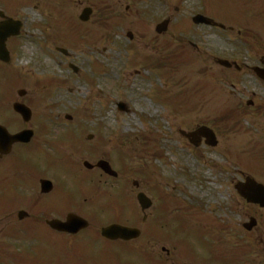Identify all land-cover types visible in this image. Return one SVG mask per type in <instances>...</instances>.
<instances>
[{"label":"rangeland","instance_id":"obj_1","mask_svg":"<svg viewBox=\"0 0 264 264\" xmlns=\"http://www.w3.org/2000/svg\"><path fill=\"white\" fill-rule=\"evenodd\" d=\"M201 1L162 0L161 2L157 1V3L147 2L143 5L145 7L144 13L147 16L140 17V20L144 21L146 25L143 29L151 28L158 20H162V16L167 14L168 11L174 18L177 20L183 19L182 22L186 23L187 21L184 17H189L199 12L202 7ZM203 1L206 3L203 6L206 7L207 11L216 15H220L223 11V13L235 11L241 14V7L245 2V0ZM260 1L264 2V0ZM168 5L169 10L167 9ZM178 7L180 10L177 14L174 11ZM138 10L135 9L137 12ZM260 15L264 18V7L258 18ZM136 19H139V17L127 16L124 21L126 23ZM248 20L249 15H247ZM258 24L261 30L260 38L255 32L252 35L248 29L249 45H253L254 53L257 48V53L255 54L250 51L251 63H259L261 60L259 55L264 54V46L261 45V41L264 40V19L258 20ZM171 29L170 38L179 43L182 40L181 35L184 34H178L175 27ZM256 29L258 28L256 27ZM195 39L212 54H216L218 49L216 43L221 41L213 32H204L201 36H195ZM138 53L141 54V50L138 49L136 54ZM105 55L103 59H101L103 56H95L97 62L106 66L105 79H96L91 84L83 83L86 74L93 76L91 68L83 69L81 72L85 74H81V81H76L75 83H72V76L69 74L59 76L66 83L61 102L65 104L61 109L64 114L74 115V121L73 123H67L66 126L63 125L62 129H53V133H57L55 138L62 137L68 131H74L75 138L80 137L84 131L85 133L92 131L96 136H101V138L105 139L102 142L103 144L109 145L114 149L111 156H108L110 159L112 157L118 159V156L121 155L122 159L123 157L125 159L133 157L137 164L136 166L142 168L147 166L148 162L150 168L147 167L150 172L155 171L162 179H166L169 185L168 188L172 190L173 196L178 197L190 206H198L199 217L203 221L204 227H207V229L212 228L209 223L206 224V218L214 220L217 224L216 227L221 225L220 230L223 229V232L214 231L210 238L204 237V239L200 240L203 242L202 246L205 247H201L203 252H208L210 244H213V242L217 243V239L220 238V242L214 245L213 253L209 254L210 257H218L226 264H264V209L246 207L245 203L237 196L234 199L231 198L230 196L234 193L233 189L230 187L229 182L226 184V179L223 176L225 171H227L229 179L238 180L241 177L239 174L241 172L254 176L258 182L264 183V161H260L256 150L262 139L261 133L258 132V120L264 121V116L262 117L264 115V86H261L257 79L252 78L254 100L257 102V106L262 108V110H258L259 113L257 115L252 112L242 113L238 109L232 108L235 115L232 118L228 117L224 121L223 119L226 115L223 114L231 108L202 106L205 101L204 94L206 93H204L205 81L202 70L200 69L202 73L195 70L192 72L185 70L182 72L184 79H202L204 83L203 85L199 83L195 87L200 94L195 92L194 109L184 110L183 112L178 111L171 115L170 112L164 111L163 108L161 109L159 105H156L151 98L153 87H158L154 78L152 77L148 81V75L140 71L141 67L139 68V73H131L138 68V65L141 66L138 60H132L135 56H132L131 52L124 54L115 49L110 42V51H107ZM159 75L163 76L161 73ZM244 79L245 86L252 85L251 79L248 77ZM67 83L70 84L67 85ZM119 100L127 102L129 106L127 114H118L114 103L116 104ZM178 100L180 98L172 97V104L176 105L175 103ZM106 113L108 114L105 116ZM144 118H147V120H144ZM196 124H206L214 127L219 140L216 150L206 152L198 150L195 153L192 147L181 140L178 130H189L195 127ZM147 135L150 137L155 136L153 147L156 150L148 160H146L144 152L138 150V146L143 143ZM135 137H139V140ZM76 140L81 141L80 138ZM73 146L74 144L72 143L71 148ZM89 146H92V143H88ZM121 146L124 148H121ZM102 148L100 147L106 156L107 152ZM143 149H145L144 146ZM122 150H128L129 153ZM159 151L162 155L160 158L156 157V152ZM93 153L96 154L94 158H99L102 154L100 150H92L89 153L81 150V153L78 156L75 155V158L78 161H82L89 158ZM118 161H121V158ZM118 161L114 159L117 167ZM75 169L76 167H73V170ZM75 172L73 179L79 180L83 177V173L80 170L76 169ZM131 179L142 180L143 183L147 184L145 178H142L139 173L133 175ZM181 209H186V207ZM253 216L257 218L258 226L249 232L242 228V224L247 223L249 218ZM3 225L0 221V245H8V241L4 239V234H1ZM201 248L198 247L197 250ZM121 250L123 249H113V256L115 252H120ZM126 255L129 258L126 261L119 260L114 256V259L111 260L112 264L141 263L138 255L132 253H127ZM222 255L227 256L226 260L220 258ZM146 261L147 259H144V262ZM207 262L213 263L216 262V259H211ZM148 263L151 264L150 259H148L146 264ZM69 264L75 263L73 261ZM219 264L223 263L220 262Z\"/></svg>","mask_w":264,"mask_h":264},{"label":"flooded vegetation","instance_id":"obj_2","mask_svg":"<svg viewBox=\"0 0 264 264\" xmlns=\"http://www.w3.org/2000/svg\"><path fill=\"white\" fill-rule=\"evenodd\" d=\"M86 2L87 0H0V25L5 24L8 20L21 25L17 37L0 36V54L7 60H0V117L4 115L1 125H4L8 133L12 135L20 133L24 129L34 132L30 143L24 145L14 144L7 157L5 155L2 158L0 157V204L8 208L10 228H12V225H22L28 221L37 223L51 217L64 219L67 213L77 211L76 205L72 203V192L69 194L68 189L63 186H68L70 182H73L68 179L67 169L64 168L63 173L59 171L65 179L61 180V183L58 182L53 163H49L50 158L46 154V150L52 146H49L45 141V137H49L50 134L43 133L42 126L44 125L43 121L49 118H34V120L32 118L29 123L23 126L19 116L12 111V104L20 101L25 103L28 108L43 104L40 95L44 86L39 82L30 83L27 81L26 85L29 91L21 100L17 99V86L23 83L22 74L31 73L19 72L15 67V62L19 59L20 52L25 47L29 49L32 55L40 57L39 60L42 61V57L52 58L57 54L69 58L76 38L75 33L88 36L95 34L96 41L93 48L102 41L107 22L105 8H91L93 12L89 21L81 23L79 14L83 8H90ZM29 10L36 14V17L23 15ZM244 36L249 58L248 68H250L252 75L248 32ZM217 45L218 54L234 51L233 44L230 41L218 42ZM105 51L104 49L103 52ZM37 137L39 140H36ZM41 163L45 164L43 176L38 172H33L40 171ZM89 172H97L100 177L105 176L101 170L94 167ZM41 179H48L52 184L51 190L46 194L40 192L39 181ZM91 190L98 191L96 188H86L87 193ZM64 200H67L68 208H71L69 211L66 207L60 208L59 206L60 202ZM130 200L132 201L131 194ZM151 200L153 201L151 219L142 220L145 225L142 234L150 232L154 234L153 246L149 248L151 249L149 254L154 258L155 264H188L184 261L183 256L178 253V249L175 248L178 245L175 240L177 239V233L172 231L170 219L163 217L166 212L163 196L161 194H151ZM107 202L108 198L105 196L92 199L89 201L93 204L89 214H93V217L99 220L102 217L100 213H103L101 209L105 204H108ZM20 211H25L28 214L26 216L27 220H20ZM122 217L123 215L119 216V220H123ZM129 218L133 220L136 216L129 214ZM147 223H150V225L147 226ZM103 226L105 225L92 224L87 232L75 236L59 234L50 229L48 235L54 236L59 243H62L53 246L55 250L46 252L42 247H35L29 252L20 249L18 251H23L25 255L29 253L36 255V260L41 261L40 264L76 262L75 259L70 260L76 251H81L86 256L81 259V264L101 262L100 256L105 254L110 257L109 255L113 249L120 248V245L110 246L104 244V246H98V244H102L98 241L101 238L98 231ZM26 235L21 231L13 233L16 238H26ZM80 236V240L76 242ZM172 238H174V241ZM140 239H143V237ZM23 256L20 255V257ZM115 256L118 259H125L128 255L118 254ZM14 259L18 260L19 256H14Z\"/></svg>","mask_w":264,"mask_h":264},{"label":"water","instance_id":"obj_3","mask_svg":"<svg viewBox=\"0 0 264 264\" xmlns=\"http://www.w3.org/2000/svg\"><path fill=\"white\" fill-rule=\"evenodd\" d=\"M199 133L205 134V132L203 130H201L200 132H197V134H199ZM246 187L248 188L249 191H252L254 193V198L256 199V201L259 202L260 206L262 207L264 205V196H263L264 188L262 186L256 185L252 180L247 181ZM139 202L144 207L148 206L147 202L144 201L141 196H139ZM252 225H254L253 220H252L251 226Z\"/></svg>","mask_w":264,"mask_h":264}]
</instances>
